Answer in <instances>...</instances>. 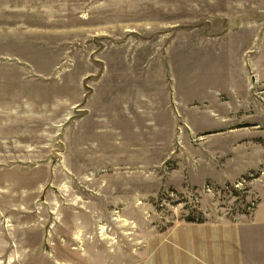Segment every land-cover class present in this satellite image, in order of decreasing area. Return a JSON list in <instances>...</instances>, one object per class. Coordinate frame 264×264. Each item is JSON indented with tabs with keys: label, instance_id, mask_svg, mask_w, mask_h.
Listing matches in <instances>:
<instances>
[{
	"label": "rangeland",
	"instance_id": "374dc122",
	"mask_svg": "<svg viewBox=\"0 0 264 264\" xmlns=\"http://www.w3.org/2000/svg\"><path fill=\"white\" fill-rule=\"evenodd\" d=\"M264 207V0H0V264H220Z\"/></svg>",
	"mask_w": 264,
	"mask_h": 264
},
{
	"label": "crops",
	"instance_id": "0c3cea01",
	"mask_svg": "<svg viewBox=\"0 0 264 264\" xmlns=\"http://www.w3.org/2000/svg\"><path fill=\"white\" fill-rule=\"evenodd\" d=\"M260 213L222 242L220 264H264V207Z\"/></svg>",
	"mask_w": 264,
	"mask_h": 264
}]
</instances>
